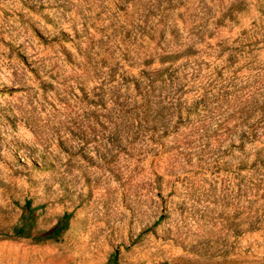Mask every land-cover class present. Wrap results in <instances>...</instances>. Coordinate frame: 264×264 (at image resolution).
<instances>
[{"label": "rangeland", "instance_id": "374dc122", "mask_svg": "<svg viewBox=\"0 0 264 264\" xmlns=\"http://www.w3.org/2000/svg\"><path fill=\"white\" fill-rule=\"evenodd\" d=\"M27 200L71 226L0 264H264V0H0V226Z\"/></svg>", "mask_w": 264, "mask_h": 264}, {"label": "trees", "instance_id": "16d2710c", "mask_svg": "<svg viewBox=\"0 0 264 264\" xmlns=\"http://www.w3.org/2000/svg\"><path fill=\"white\" fill-rule=\"evenodd\" d=\"M165 58H172L166 56ZM164 58V59H165ZM20 214L17 221L9 228L0 226L2 231V240H29L31 244H47L57 243L61 240L63 235L69 230L73 221L72 212H64L57 217L53 228L48 232H43L38 229V220L40 214L37 209L32 206L30 200L25 201L23 205L19 206ZM179 258L172 261H166L160 264H178ZM102 264H124L121 261L118 251H114L108 255Z\"/></svg>", "mask_w": 264, "mask_h": 264}]
</instances>
